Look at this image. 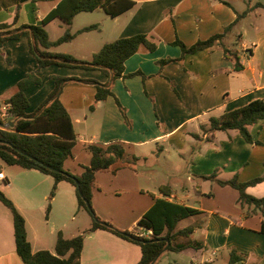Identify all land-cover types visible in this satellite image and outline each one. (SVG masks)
I'll list each match as a JSON object with an SVG mask.
<instances>
[{"label": "crops", "instance_id": "crops-1", "mask_svg": "<svg viewBox=\"0 0 264 264\" xmlns=\"http://www.w3.org/2000/svg\"><path fill=\"white\" fill-rule=\"evenodd\" d=\"M42 1H50L51 9L58 0H37L34 12L37 20L49 10L44 14L39 12ZM134 1L131 8L112 19L120 20L115 29L116 38L144 33L156 43L152 51L140 46L124 61V74L134 71L139 74L110 82L107 75L96 69L55 64L37 68L29 51V36L22 32L0 46V107L6 105L4 100L16 89V82L35 68L34 74L40 82L25 90L29 102L27 113L34 111L51 91L53 76L92 78L101 84L110 82L113 95L104 99L94 98L93 83L79 80H66L58 94L69 114L76 139L71 154L63 163L66 170L79 174L82 166L89 163L88 144L105 146L116 142L136 157L133 164L115 173L95 172L90 199L95 215L119 230L136 233L143 232L136 225L137 220L155 200L163 198L184 204L200 211L189 216L197 217L198 222L180 225L181 220L189 218L186 217L176 223L175 229L194 226L185 237L199 242L200 247L171 250L187 260L175 258L168 264H227L231 251L242 255L232 264H264V232L260 230L264 216L252 206L239 205L238 192L233 187L202 178L211 173L221 180L233 176L238 181L263 177L245 190L254 197L264 196V119L248 126L251 142L245 141L236 129L217 130L210 140H205L207 135L199 128L210 116H218L255 98L264 99V6L259 5L264 0ZM13 2L0 0V22L12 21L16 11ZM26 3L18 6L17 24L28 21ZM243 11L246 12L222 40L230 46L235 35H239L236 47L240 51V70H234L233 62L223 56L218 42L210 48L184 54L178 45L172 44L178 39L187 47L221 32L235 19L236 13ZM89 24L91 22L85 25ZM103 43L89 49L88 59ZM71 54L81 59L86 57L77 51ZM163 59L172 60L159 64ZM115 99L123 108L124 116ZM192 133H197L199 138ZM187 144L190 149L186 180L200 182L196 188H182L179 193L176 182L170 180L166 172L163 173L166 182L155 180L151 164L157 163L159 152L168 151L169 146L178 154H184ZM166 155L164 163L169 156ZM11 166L19 169L8 172V176L0 168L8 177L7 183L0 180V190L23 216L26 237L33 252L40 249L53 252L58 231L64 237H71L90 226L91 216L77 206L75 187L64 180L56 183L54 194L48 200L49 210L41 220L39 201L40 198L47 200L53 177L35 169ZM140 166L145 168L140 171ZM161 184L169 187V196L159 191ZM79 214L83 215L76 226L72 222L78 220ZM198 231L200 237L194 238L193 234ZM178 241L181 240L175 242ZM160 255L153 264H159ZM139 257L140 248L136 243L97 228L84 234L79 262L135 264ZM0 264H23L14 247L10 211L1 202Z\"/></svg>", "mask_w": 264, "mask_h": 264}, {"label": "trees", "instance_id": "trees-1", "mask_svg": "<svg viewBox=\"0 0 264 264\" xmlns=\"http://www.w3.org/2000/svg\"><path fill=\"white\" fill-rule=\"evenodd\" d=\"M27 1L26 11L29 14L27 23L17 24L19 14L18 6ZM37 0H14L15 12L10 23L0 22V46L7 39H15L22 32L29 36V51L34 56L36 67L42 68L51 64L76 67L82 69H96L109 77L112 82L118 77H129L139 74V71L124 74V61L135 53L140 46L148 51L156 47V43L144 33H135L129 36L117 37L111 41L104 42L89 59H81L71 54L51 51L49 48L62 42L71 40L77 33L95 29L96 24H89L80 27L75 32L67 29L54 40H49L44 28L45 24L54 18L60 19L64 24L69 25L73 16L79 12H89L101 8L110 17L118 16L131 8L134 0H58L57 3L47 11L40 19H36L35 2ZM227 3L226 1H223ZM264 6V3H259ZM244 12L236 13L235 19L226 25L221 32L214 33L205 39L197 40L189 46L175 39L172 44L178 45L182 53H193L204 48H210L216 42L221 47L223 56L233 62L234 70H240L242 65L239 62V53L236 45L239 42V35H235L232 45L226 46L222 40L225 34L231 30L232 25ZM31 16V19H30ZM24 27L21 29V27ZM8 60V54L6 55ZM163 59L160 63L171 61ZM54 86L46 95L44 100L30 113L26 112L29 105L25 90L40 82L34 72H28L16 82V89L4 100L5 109L0 107V124L7 120H14L11 127L0 125V159L8 165H18L27 169H35L53 177L54 183L48 194L50 199L55 191L58 181L64 180L71 183L76 190L77 206L84 208L91 216L90 226L81 233L71 237H64L60 231L56 233L54 251L40 249L32 251L26 237L25 222L13 202L0 190V202L8 208L12 219V232L15 251L23 264H80L79 256L82 248L84 234L97 228L108 230L119 237L136 243L140 248V257L135 264H150L158 259L165 250L179 251L187 247L199 248L200 243L194 240L178 241L180 237H187L194 229V226H185L175 229L176 223L186 217L200 213L193 207L157 199L141 215L136 225L142 231L150 230L148 236H137L127 230H119L109 222L97 217L91 206V193L94 186V174L97 171H110L115 173L119 168L129 167L134 163L136 157L129 155L123 146L116 142H110L105 146L88 144L90 160L87 165L82 166L79 174H73L63 167L64 160L71 154L75 144V133L72 122L66 108L58 98L63 82L66 80H79L81 82L93 83L95 85L94 98L104 99L113 95L110 90V82L101 84L92 78H64L54 76ZM62 81V82H61ZM122 115L124 110L115 99ZM2 112L5 116L2 117ZM259 119H264V99L255 98L246 104L222 112L218 116H210L206 123L200 124V132L205 133V140L217 130L226 131L236 129L245 141L251 142L248 126ZM127 121V120H126ZM192 136L199 138L197 133ZM31 156L32 158H30ZM202 178L216 181L220 185H229L237 190V202L239 205L252 206V209L259 211L264 216V196L254 197L246 192V187L257 183L263 177H254L247 181H238L236 176L229 179H216L214 173L203 175ZM75 180L77 183H75ZM7 183V182H5ZM78 188V191H77ZM164 196H169L170 189L167 185L161 184L158 187ZM84 200L89 204L86 206ZM49 210V203L46 205V214ZM261 232H264V221L261 223ZM167 240V241H166ZM242 258L241 254L230 252L227 264ZM153 262V263H154ZM152 263V264H153Z\"/></svg>", "mask_w": 264, "mask_h": 264}, {"label": "rangeland", "instance_id": "rangeland-1", "mask_svg": "<svg viewBox=\"0 0 264 264\" xmlns=\"http://www.w3.org/2000/svg\"><path fill=\"white\" fill-rule=\"evenodd\" d=\"M51 6L50 1H42L39 3V12L41 14H44L49 7ZM91 22V24H96V28L92 29L88 32H82L77 36V38L73 39L71 42H62L60 44H57L55 46H51L49 49L51 51L55 52H60V53H67L71 54V52L77 51L81 52L86 55L84 59H88L89 55V49L94 46H99L100 42H107L108 40L111 41L116 38V25L120 22V20H113L112 17L109 15L105 14L102 10H92L89 12H81L77 18H74L72 20V24L70 23L69 25L64 24L60 19L54 18L47 22L44 26L48 39L54 40L57 37L61 36L64 31L67 29L70 32H74L77 30L80 26H85V24ZM32 55V54H31ZM72 55V54H71ZM33 56V55H32ZM34 58V56H33ZM35 59V58H34ZM59 66V65H58ZM60 67V66H59ZM65 67V66H63ZM67 68V67H66ZM68 68H76V67H68ZM36 71V68H35ZM35 71H29V72H34ZM82 71V70H79ZM54 77V76H53ZM67 78L65 76H60ZM62 82V81H61ZM191 144V143H190ZM190 145L187 144V148L185 151H183L184 154L177 153L176 150L173 148V146H169L168 151L166 152H159V159L157 163H152L151 167L153 169L154 177L157 182H163L166 180L164 177L163 173L166 172L167 176L170 177V180L176 182V187L177 192H181L182 188H188L192 190L193 188L197 187V184L200 181H189L186 180V172H187V165L189 162V154H188V149ZM187 151V152H186ZM168 154V159L167 163L165 162V156ZM0 168L3 170L4 174L8 176V172H13V169H19L15 168V166L8 165L5 163L2 159H0ZM139 168V166H138ZM142 168L144 169L145 167L140 166V171H142ZM149 168V167H146ZM8 178V177H7ZM7 178L2 181V183L7 182ZM177 179V180H176ZM166 182V181H165ZM3 192V191H2ZM50 192V190H49ZM4 193V192H3ZM5 195V193H4ZM6 196V195H5ZM7 197V196H6ZM9 198V197H7ZM48 198L47 202L41 200V209L39 210V214L41 217V220L44 219V214L46 213V205L48 204ZM92 206V205H91ZM93 208V207H92ZM8 209V208H7ZM81 211H86L84 208L81 207ZM94 211V210H93ZM79 213H86V212H79ZM83 214H79V216H76L78 220H73L72 224L78 225L81 221V216ZM85 215V214H84ZM87 215V214H86ZM90 215V214H89ZM97 216V215H96ZM99 217V216H97ZM100 218V217H99ZM197 217H189L186 219L181 220L179 223L183 224H189L190 222H198ZM102 220V219H101ZM194 223V224H195ZM194 238H199L200 237V231L196 232L193 234ZM181 241H186L188 238L186 237H180ZM163 253H161L160 258H159V264H168L172 263L173 260L179 259L180 257H186L184 255H181L180 253L177 254V252H173L171 250H163ZM219 259V257H217ZM187 260V259H186Z\"/></svg>", "mask_w": 264, "mask_h": 264}, {"label": "built area", "instance_id": "built-area-1", "mask_svg": "<svg viewBox=\"0 0 264 264\" xmlns=\"http://www.w3.org/2000/svg\"><path fill=\"white\" fill-rule=\"evenodd\" d=\"M1 109H5V106H2ZM1 116L4 117L5 116V113L2 112ZM4 179H5V175L0 170V180H4ZM150 233H151L150 230H146V231H143V232L139 231V232H136L134 234L137 235V236H148Z\"/></svg>", "mask_w": 264, "mask_h": 264}, {"label": "water", "instance_id": "water-1", "mask_svg": "<svg viewBox=\"0 0 264 264\" xmlns=\"http://www.w3.org/2000/svg\"><path fill=\"white\" fill-rule=\"evenodd\" d=\"M13 123H14V120H7L6 122L1 123L0 125H1L2 127L5 128V127H7V126L11 127V126L13 125ZM0 142H4V143H6L5 141H2V140H0ZM29 157L32 158L31 156H29ZM75 183H77L76 180H75ZM77 191H78V188H77ZM84 202H85L86 206L89 207L88 202H87L86 200H84ZM166 241H167V240H166ZM167 246H168V241H167V244H166V246L164 247V249H166ZM164 249H163V250H164ZM154 260H155V259H154ZM154 260H153L150 264H152V263L154 262Z\"/></svg>", "mask_w": 264, "mask_h": 264}]
</instances>
